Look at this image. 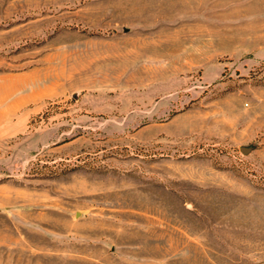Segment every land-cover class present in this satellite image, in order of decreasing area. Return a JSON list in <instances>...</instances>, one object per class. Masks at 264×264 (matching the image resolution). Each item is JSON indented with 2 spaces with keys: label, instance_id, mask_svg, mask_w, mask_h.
<instances>
[{
  "label": "rangeland",
  "instance_id": "rangeland-1",
  "mask_svg": "<svg viewBox=\"0 0 264 264\" xmlns=\"http://www.w3.org/2000/svg\"><path fill=\"white\" fill-rule=\"evenodd\" d=\"M0 264H264V0H0Z\"/></svg>",
  "mask_w": 264,
  "mask_h": 264
},
{
  "label": "water",
  "instance_id": "water-1",
  "mask_svg": "<svg viewBox=\"0 0 264 264\" xmlns=\"http://www.w3.org/2000/svg\"><path fill=\"white\" fill-rule=\"evenodd\" d=\"M240 151H241L242 154H246L247 153V151L245 149H241Z\"/></svg>",
  "mask_w": 264,
  "mask_h": 264
}]
</instances>
